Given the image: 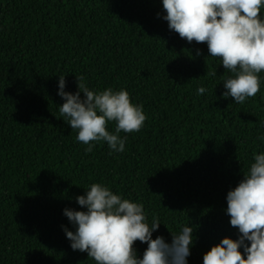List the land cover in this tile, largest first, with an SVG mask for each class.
Here are the masks:
<instances>
[{
    "label": "trees",
    "instance_id": "obj_1",
    "mask_svg": "<svg viewBox=\"0 0 264 264\" xmlns=\"http://www.w3.org/2000/svg\"><path fill=\"white\" fill-rule=\"evenodd\" d=\"M0 264H264V0H0Z\"/></svg>",
    "mask_w": 264,
    "mask_h": 264
}]
</instances>
